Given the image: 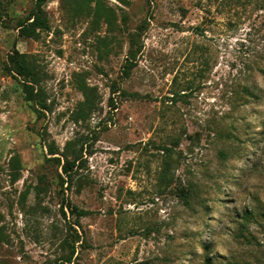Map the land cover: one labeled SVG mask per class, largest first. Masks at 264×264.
Returning <instances> with one entry per match:
<instances>
[{"label":"rangeland","instance_id":"374dc122","mask_svg":"<svg viewBox=\"0 0 264 264\" xmlns=\"http://www.w3.org/2000/svg\"><path fill=\"white\" fill-rule=\"evenodd\" d=\"M35 8L0 0V264H264V0Z\"/></svg>","mask_w":264,"mask_h":264},{"label":"trees","instance_id":"16d2710c","mask_svg":"<svg viewBox=\"0 0 264 264\" xmlns=\"http://www.w3.org/2000/svg\"><path fill=\"white\" fill-rule=\"evenodd\" d=\"M45 0H36V8L30 12V14L26 17L24 20H19L17 26L19 27V32L25 36H30L34 33L36 28H47V21L43 16V10L41 8L42 3ZM121 1V0H118ZM125 1V0H124ZM138 26V30H139ZM139 36V33L137 30L129 34V47H128V53L125 57V61L122 68L123 73L125 75L129 74V71L131 67L133 66V61L135 57V44H136V37ZM11 60L15 63V72L17 75H21L24 77L25 80L22 81L23 90L27 96L28 99H34L39 96V92H35L33 88L32 81L36 82L37 79L35 77V74L30 76L29 73V66L26 63V55L22 52H18L17 50L14 51V55L10 56ZM39 99V98H38ZM39 104L44 106L42 101L39 99ZM67 168V165L64 166ZM86 213L85 210H79L78 214L84 215Z\"/></svg>","mask_w":264,"mask_h":264}]
</instances>
